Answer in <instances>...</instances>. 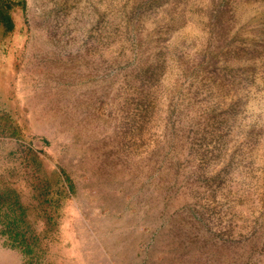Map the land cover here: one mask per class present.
<instances>
[{
    "label": "rangeland",
    "instance_id": "obj_1",
    "mask_svg": "<svg viewBox=\"0 0 264 264\" xmlns=\"http://www.w3.org/2000/svg\"><path fill=\"white\" fill-rule=\"evenodd\" d=\"M12 16L5 247L23 264H264V0H24Z\"/></svg>",
    "mask_w": 264,
    "mask_h": 264
},
{
    "label": "trees",
    "instance_id": "obj_2",
    "mask_svg": "<svg viewBox=\"0 0 264 264\" xmlns=\"http://www.w3.org/2000/svg\"><path fill=\"white\" fill-rule=\"evenodd\" d=\"M23 5L24 0H0V24H4L7 31H12L15 27L12 16L13 9ZM226 33H229L228 30Z\"/></svg>",
    "mask_w": 264,
    "mask_h": 264
},
{
    "label": "crops",
    "instance_id": "obj_3",
    "mask_svg": "<svg viewBox=\"0 0 264 264\" xmlns=\"http://www.w3.org/2000/svg\"><path fill=\"white\" fill-rule=\"evenodd\" d=\"M0 264H23L21 255L0 242Z\"/></svg>",
    "mask_w": 264,
    "mask_h": 264
}]
</instances>
